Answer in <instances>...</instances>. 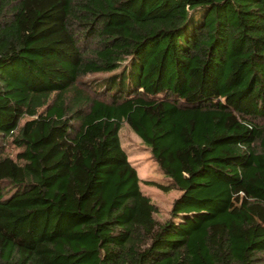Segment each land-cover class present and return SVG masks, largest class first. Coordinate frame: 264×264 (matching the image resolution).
<instances>
[{
    "label": "trees",
    "instance_id": "trees-1",
    "mask_svg": "<svg viewBox=\"0 0 264 264\" xmlns=\"http://www.w3.org/2000/svg\"><path fill=\"white\" fill-rule=\"evenodd\" d=\"M253 209L264 0H0V264H264Z\"/></svg>",
    "mask_w": 264,
    "mask_h": 264
},
{
    "label": "rangeland",
    "instance_id": "rangeland-1",
    "mask_svg": "<svg viewBox=\"0 0 264 264\" xmlns=\"http://www.w3.org/2000/svg\"><path fill=\"white\" fill-rule=\"evenodd\" d=\"M90 75L88 78H92ZM121 144L128 154V159L136 167L138 176L141 179L140 188L151 201L157 206L158 212L155 214L156 219L163 220L168 217L169 210L173 199L179 195V191L172 189L163 192L158 188L148 185L145 181H156L166 183L162 173L159 171L155 161L151 158L149 149L144 145L142 140L126 125L123 124L120 129ZM243 198L234 196L231 206L237 205ZM252 214L260 223L264 225V217L259 210H252Z\"/></svg>",
    "mask_w": 264,
    "mask_h": 264
}]
</instances>
